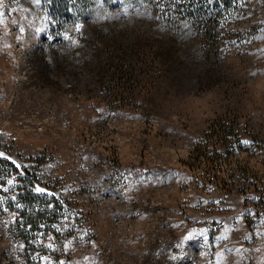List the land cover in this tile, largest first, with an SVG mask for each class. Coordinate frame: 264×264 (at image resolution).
I'll return each instance as SVG.
<instances>
[{
  "label": "rangeland",
  "instance_id": "374dc122",
  "mask_svg": "<svg viewBox=\"0 0 264 264\" xmlns=\"http://www.w3.org/2000/svg\"><path fill=\"white\" fill-rule=\"evenodd\" d=\"M56 11L0 0V264H264V0L208 53L122 13L59 41Z\"/></svg>",
  "mask_w": 264,
  "mask_h": 264
},
{
  "label": "trees",
  "instance_id": "16d2710c",
  "mask_svg": "<svg viewBox=\"0 0 264 264\" xmlns=\"http://www.w3.org/2000/svg\"><path fill=\"white\" fill-rule=\"evenodd\" d=\"M237 0H52L57 9L53 20L59 23V41L66 40L71 28L77 24L89 26L102 22L109 24L115 20L113 14L121 13L131 24L143 22L148 33L154 38L163 37L176 41L188 42L195 46L193 53H208L205 39L215 41V27L206 31L209 25H215V16L231 13L233 4ZM114 24V23H113ZM53 30V29H52ZM56 32V31H55ZM54 33V30L53 32ZM56 34V33H54ZM100 31L95 33L99 35ZM67 42V41H66ZM65 42V43H66ZM69 48L72 49L71 46ZM161 53H166L162 52ZM200 150L195 153L200 155ZM1 164H6L0 159ZM24 183L21 193L16 196L19 214L23 225H30L32 229L41 228L50 217L56 215L58 208L55 200L42 198L29 189ZM32 188V187H31ZM55 204V206H52Z\"/></svg>",
  "mask_w": 264,
  "mask_h": 264
},
{
  "label": "crops",
  "instance_id": "0c3cea01",
  "mask_svg": "<svg viewBox=\"0 0 264 264\" xmlns=\"http://www.w3.org/2000/svg\"><path fill=\"white\" fill-rule=\"evenodd\" d=\"M227 216H229V215H227Z\"/></svg>",
  "mask_w": 264,
  "mask_h": 264
}]
</instances>
